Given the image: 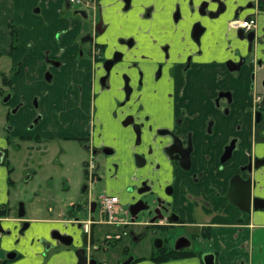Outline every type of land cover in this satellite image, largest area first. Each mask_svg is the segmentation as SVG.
Listing matches in <instances>:
<instances>
[{
    "label": "flooded vegetation",
    "instance_id": "1",
    "mask_svg": "<svg viewBox=\"0 0 264 264\" xmlns=\"http://www.w3.org/2000/svg\"><path fill=\"white\" fill-rule=\"evenodd\" d=\"M46 1L57 28L45 37L20 12V21L9 20V50L0 53L5 117L12 110L28 129L17 135L25 143L22 154L17 144L9 149L19 123L6 126L0 186H7L8 197L10 186L32 185L33 151L55 139L85 149L89 183L80 182L77 197L64 206L44 205L42 217H29L22 200L14 214L9 202H2L0 264L22 258L8 246L29 229L35 264L194 258L204 264L207 253L222 264L213 237L230 234L231 211L239 231L252 214L264 223V191L255 189L264 178V0ZM32 12L42 14L41 7ZM38 43L44 44L41 52ZM88 91L89 118L82 110ZM56 102L61 109L50 106ZM62 116L65 127L53 134V120ZM103 127L122 131L131 150L132 197L112 217L100 213L99 203L113 193H102L97 201L89 196L90 184L101 179L96 156L109 171L119 169L109 157L115 148L105 144ZM177 186H193L194 205L181 201ZM193 213L197 221L186 222ZM8 223L14 226L5 227ZM103 225L113 230L99 234ZM239 264L255 262L241 258Z\"/></svg>",
    "mask_w": 264,
    "mask_h": 264
},
{
    "label": "rangeland",
    "instance_id": "2",
    "mask_svg": "<svg viewBox=\"0 0 264 264\" xmlns=\"http://www.w3.org/2000/svg\"><path fill=\"white\" fill-rule=\"evenodd\" d=\"M77 7V6H76ZM88 101L87 98L84 100L83 112H85L87 118L91 116L92 107L89 109V104H91V91H88ZM85 107L87 110H85ZM7 106L0 101V147H3L6 144V138L8 131L6 126H13L14 123L18 124L15 134H10V138L13 136V142L9 147L10 150L15 149L17 144V149L20 147V153H25V143L21 142L17 135L20 132L26 133L27 127H22V123L16 121V114L10 111V118L6 119L5 111ZM106 115L104 116V119ZM12 120V123L10 122ZM28 130V129H27ZM100 131L104 133L101 136L106 139V145L112 146L115 148V153L111 156L112 163H118V171L111 169L105 165V160L101 156H96L95 162L99 163L98 175L101 177L99 181H94L90 184V193L89 196L98 200V197L102 193H114L119 199L121 206L126 209L127 203L131 200L132 193L130 188L132 167L130 164V154L131 150L128 148L130 144H127L122 139V131L119 129H114L111 132H107L103 127ZM113 134V136H111ZM22 144L24 146H22ZM85 149L76 141L64 142L55 139L50 141H45L44 144H40V150L33 151L35 152L36 158H34L36 166V175L34 177V182L29 186H10L9 196L7 197L6 190L7 186H0V204L2 202H9V205L12 208L11 214H14L16 209V204L19 200L24 201L27 215L29 217H42L44 216V205L50 204H59L66 205L71 200H74L77 197V191L79 188L80 182L89 183V179L84 174V168L82 161L88 159V153L85 155ZM46 151V153L44 152ZM64 162V167L61 166V163ZM2 177L4 173L0 171V183L2 182ZM68 178V181L65 179ZM263 183V182H262ZM262 183L260 184L262 186ZM8 199V200H7ZM150 199V198H149ZM94 215L98 218L97 212ZM144 212L139 213V219H142ZM13 223H8L5 227L12 228ZM99 234L105 235L113 230V227L108 225L98 226L97 227ZM33 234V229H29L26 232V235L16 243L13 241L8 247H15L22 255V258L18 260L15 264H35L37 260L33 256L32 245H30L29 240ZM10 241L15 239V236H9ZM255 238L264 239V231H256ZM17 244V245H16ZM255 250V264H264V244L263 242L260 245L256 246Z\"/></svg>",
    "mask_w": 264,
    "mask_h": 264
},
{
    "label": "crops",
    "instance_id": "3",
    "mask_svg": "<svg viewBox=\"0 0 264 264\" xmlns=\"http://www.w3.org/2000/svg\"><path fill=\"white\" fill-rule=\"evenodd\" d=\"M35 5H39L42 10V14L38 16H33V7ZM21 12V13H20ZM23 14L24 16L30 17L34 23L38 24L39 34L41 30H44V36L48 37L50 30L53 31L57 28L55 24L54 12L49 11L48 4L46 0H0V53H7L9 50V33H8V24L11 18H16L15 21L20 19L17 17L18 14ZM37 20V21H36ZM44 48V44L38 43V49L41 50ZM82 75V70L79 67L75 70V77L78 80ZM40 76V75H39ZM47 96V95H46ZM45 96V97H46ZM76 101L74 97L73 102ZM54 106L55 110L61 109L57 102ZM55 120V119H54ZM53 120V124H57V127L54 128L53 134H59L60 131L65 127L66 119L62 116L58 122ZM64 133V132H63ZM62 133V134H63ZM264 171V170H263ZM263 182V183H262ZM262 183V186L260 185ZM181 196V201L186 200L194 205L195 202L191 199L193 198V194H195V189L193 186H177ZM260 193L264 191V178L263 180L258 181L256 188ZM114 194V193H113ZM191 194V195H190ZM180 203V202H179ZM232 212L231 220L229 221V232L230 234L227 236L216 235L213 237L214 246L219 251V261L222 264H239V259L243 258L247 263H252L254 261V253L257 249V245H260L262 242L264 244V239L255 238V232L261 226H264L263 222L254 219L252 216H248L245 223L242 224V230L239 231V224L235 220V213ZM196 213L191 214L186 222H195L197 221L195 218ZM154 264V263H151ZM164 264H200L199 260L194 259H181L176 261H171Z\"/></svg>",
    "mask_w": 264,
    "mask_h": 264
},
{
    "label": "built area",
    "instance_id": "4",
    "mask_svg": "<svg viewBox=\"0 0 264 264\" xmlns=\"http://www.w3.org/2000/svg\"><path fill=\"white\" fill-rule=\"evenodd\" d=\"M73 2H78V0H71ZM247 24V22H243ZM121 210L120 199L116 194H105L100 197L99 211L101 214H105L109 217L117 214Z\"/></svg>",
    "mask_w": 264,
    "mask_h": 264
},
{
    "label": "water",
    "instance_id": "5",
    "mask_svg": "<svg viewBox=\"0 0 264 264\" xmlns=\"http://www.w3.org/2000/svg\"><path fill=\"white\" fill-rule=\"evenodd\" d=\"M257 198L254 199V201L256 200ZM250 200V186H248V193H247V201ZM249 205V204H248ZM246 210H249L250 207L249 206H246L245 208ZM203 261H204V264H214V257H213V254L212 253H207V254H204L203 255Z\"/></svg>",
    "mask_w": 264,
    "mask_h": 264
}]
</instances>
